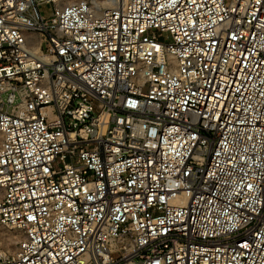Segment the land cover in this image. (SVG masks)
I'll use <instances>...</instances> for the list:
<instances>
[{
    "label": "built area",
    "instance_id": "1",
    "mask_svg": "<svg viewBox=\"0 0 264 264\" xmlns=\"http://www.w3.org/2000/svg\"><path fill=\"white\" fill-rule=\"evenodd\" d=\"M0 224V264H264V0H0Z\"/></svg>",
    "mask_w": 264,
    "mask_h": 264
},
{
    "label": "rangeland",
    "instance_id": "2",
    "mask_svg": "<svg viewBox=\"0 0 264 264\" xmlns=\"http://www.w3.org/2000/svg\"><path fill=\"white\" fill-rule=\"evenodd\" d=\"M101 4H105L106 0H97ZM161 39H164L162 37ZM14 237H16L13 229L0 224V245L7 247L10 251L14 250Z\"/></svg>",
    "mask_w": 264,
    "mask_h": 264
},
{
    "label": "bare ground",
    "instance_id": "3",
    "mask_svg": "<svg viewBox=\"0 0 264 264\" xmlns=\"http://www.w3.org/2000/svg\"><path fill=\"white\" fill-rule=\"evenodd\" d=\"M109 1H110V0H106V1H105V5H106V4H108V3H109ZM97 2H98V1H97ZM99 3H100V2H99Z\"/></svg>",
    "mask_w": 264,
    "mask_h": 264
}]
</instances>
